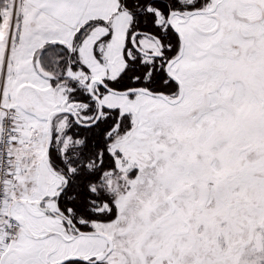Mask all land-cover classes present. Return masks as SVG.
<instances>
[{
	"label": "snow or ice",
	"instance_id": "1",
	"mask_svg": "<svg viewBox=\"0 0 264 264\" xmlns=\"http://www.w3.org/2000/svg\"><path fill=\"white\" fill-rule=\"evenodd\" d=\"M0 264H264V0H0Z\"/></svg>",
	"mask_w": 264,
	"mask_h": 264
}]
</instances>
